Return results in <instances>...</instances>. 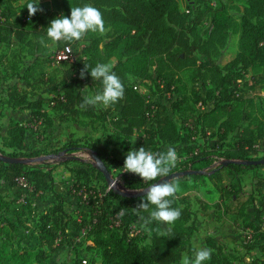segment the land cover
I'll return each mask as SVG.
<instances>
[{
    "label": "trees",
    "instance_id": "16d2710c",
    "mask_svg": "<svg viewBox=\"0 0 264 264\" xmlns=\"http://www.w3.org/2000/svg\"><path fill=\"white\" fill-rule=\"evenodd\" d=\"M245 1L239 50L224 66L215 57L219 58L222 55L221 49L230 37V14L226 5H208V0L44 1L39 5L43 11L31 17L35 22L32 33L39 40L26 42L31 49V56L35 58L32 68L37 65V56L46 49L40 42L41 38L50 41L47 38V28L53 19L61 15L70 18L72 6L82 7L88 4L99 9L106 27L110 29L106 34L110 40L104 44V48H100L101 36L88 33L85 38L90 40L89 44L85 45L84 53L79 56L76 54L74 43L58 42L52 54L54 63L68 62L71 66L63 78V93L54 94L51 103L72 118L81 115L85 118H95L102 123L109 120L111 131L101 136L105 143L121 151L145 147L146 150L157 153L165 152V146H184V154L169 175L183 171L198 172L176 180L192 181L204 178L215 185L218 184L219 203L215 207L222 210V214L233 216L235 221L237 218L245 220L247 204L246 201L241 202L243 196L241 178L247 172L264 169V164L224 165L223 162L257 161L264 157H251L252 143L248 138L241 136L233 142L231 148L224 145H219L218 149L209 148L207 145L209 143L204 140L213 136L211 133L213 127L202 122L206 115L218 120V142L222 144L230 133L235 131V135L238 134L242 104L239 84L251 68L264 64V0ZM29 2L30 0H27V4ZM0 11V41H7L12 35L19 40H25L26 35L31 33L26 28V19L12 4ZM208 12L211 15V26L206 40L203 41L198 27ZM66 46L72 48L75 57L73 61H57L53 58L56 51L65 49ZM197 53L206 55L208 60L199 63ZM112 58L115 59L112 71L121 79L125 88L124 99L106 108L100 115H96V107L79 108L86 96L85 86H89L95 93H101L103 90L102 83L94 81L90 72L81 79L80 73L85 64L91 68L97 63L106 64ZM188 67L198 68L199 78L194 83L197 90L195 101L202 102L204 109L198 104L201 114L191 123H187V131L181 134L168 110L176 111L186 101L185 96L180 97L178 73ZM23 71L18 72L17 76L29 84V74L26 69ZM74 71L78 73L75 78ZM131 76L136 77L138 82L131 81ZM71 78L73 80H70ZM146 81L155 83L160 95L166 96L167 101L164 98L149 101L137 84ZM257 81L260 80H255V83H258ZM32 94L22 88L18 81L7 86L3 104L28 109L31 113L26 124L16 121L8 123L5 136L1 139L0 155L10 158L43 156L44 153L41 152L44 151L25 152L27 131L32 127L30 125L41 120L47 113L42 98L36 96L30 98L29 95ZM136 133H140V137L131 144ZM198 137L202 138V147H187ZM3 148L9 151L6 153ZM76 151L96 154L110 173L112 166L122 167L121 163L97 146L95 139L88 141L82 138L78 141L69 139L53 152L61 154L60 158H64L63 154ZM216 160L217 165L212 166ZM69 163L76 165L71 171L75 177L72 188L80 204L88 208L86 212L74 211L68 214L64 209L65 198L54 191L51 173L57 167ZM0 167L14 172L13 176L30 178L33 192L38 197L49 193L54 201L46 211L37 216L36 245L10 246L4 240L9 236V232L17 233L20 225L18 219L3 215L8 203L0 196V222L4 221L10 230L5 231L4 239H1L3 229L0 224V264H47L52 252L72 242L67 233L68 227L82 232L86 241L91 243V246L86 248L93 252L94 260L89 261L91 264H181L183 255L194 258L192 238L198 229L193 223L187 224L192 212L189 210V200L185 196L180 197L179 201H173L172 204V207L181 211L180 218L172 225V238L161 236L157 230L160 226L156 222L149 225L147 231L143 227L145 233L143 236L139 230H133L117 216L121 208L126 211L131 202L141 201L143 196L129 199L111 191L118 207L108 211L103 207L105 195L92 186L90 182L92 176L89 172L99 180L105 182V179L90 162L79 158L49 167L45 161L34 165H9L0 161ZM160 179L150 181L145 186ZM262 184V180L254 183L258 193L261 192ZM129 188L138 189L141 185L131 184ZM251 201H254L252 197L249 202ZM178 204L182 205V208H179ZM260 212L258 215L260 225L256 231L247 233L245 239L248 241L257 231L260 232L257 236L264 235L263 209ZM26 215L30 217L34 215L29 206ZM141 215L147 217L149 213L142 212ZM205 243L212 251V255L204 264H234L232 254L214 238L207 237ZM257 247L261 256L250 264H264V241ZM72 264L80 262L74 259Z\"/></svg>",
    "mask_w": 264,
    "mask_h": 264
},
{
    "label": "rangeland",
    "instance_id": "374dc122",
    "mask_svg": "<svg viewBox=\"0 0 264 264\" xmlns=\"http://www.w3.org/2000/svg\"><path fill=\"white\" fill-rule=\"evenodd\" d=\"M44 1L48 0H40V3ZM9 4H12L14 8L17 9L18 13L26 19V28L30 30L31 33L27 34L26 39L23 41L17 39L15 35H12L7 41H0V115L3 110L1 108H4L3 100L6 96L7 86L18 81L22 88L33 93L32 96L29 95L30 98L34 96L42 98L44 101V106L47 109V113L41 120H38L37 122L30 125L32 127L30 128L29 135L31 137L33 136L32 138L35 140L46 142L47 148L43 149L44 152H40L44 153L42 154V157H47V159L44 161L48 163L49 167H52L57 163L67 162L59 157L61 154H54L53 151L62 146L66 141H68V139L77 141L81 138L85 139L86 141L95 139L97 143H100V147H103L108 156L121 163L120 165L122 167L112 166L111 170V175L115 180H117V184L121 188L128 190H146L150 185H145L150 181L144 182L141 177L136 174L125 172L126 170L123 168L126 154L130 150L121 151L119 148L110 146L104 142L101 135L111 131L110 124L108 122L109 120H106L105 123H102L95 118H85L81 115L72 118L70 115H67L68 113L62 112L57 105H53L51 103L54 94H58L60 92L63 93V78L65 77V74L70 68L71 64L68 62L54 63L52 54L53 50L58 46V43L53 44L51 41H45L48 46L42 44L46 49H44L43 52L37 56V65H35L36 67L34 66L32 68L33 64L35 63V58L34 56H31V49H29L30 47L26 44V42L28 40H39L32 33L35 22L29 17V12L26 8L27 0H0V10H2V8L6 9ZM207 4H216L217 6L226 5L230 14V37L226 45L221 49L222 55L219 58L215 57V59L219 61L222 66H224L238 53L239 38L242 30V15L246 6V1L208 0ZM210 18L211 15L208 12L204 15L203 19L199 23L198 28L202 34L203 41L206 40L209 34L208 32L211 26ZM106 34L101 35L99 33H94L95 36H101L102 38V41H100L99 44L100 48H104V44L110 40L109 36ZM89 41V39L84 38L82 41L74 43L76 54L78 56L84 53L83 49L86 44H89ZM197 56L199 63H204L208 60L207 56L204 54L197 53ZM114 61L115 59L112 58L106 64L111 65L112 68ZM24 69H26L27 73L29 74V84L17 76L18 72H21ZM197 71L198 68L196 67H188L178 73V78L180 77V81L178 83L181 92L180 97L185 96L186 101L176 111H172L170 109L168 110L171 113L170 116L176 123L181 134L187 131V123H191L201 114L200 108L198 107L199 103L195 101V91L197 90L194 83L197 78H199ZM77 76L78 73L74 71L73 78ZM73 78L70 80H73ZM130 79L131 81L138 80L133 76H131ZM255 80L260 81L255 83ZM200 81H202V79H200ZM137 84L139 89L147 95L149 101H156L162 98L166 99L167 101L168 98L166 96L163 97L160 95L161 93L155 83L146 81ZM59 87H61L60 90ZM73 87H75V84ZM239 88L242 91V96L240 99L242 102L240 105L241 115L238 124L239 133L235 135L234 131L227 136L225 141H223V144L218 142V120L213 118V116L210 117L206 115L207 117L205 116L202 118V122L213 127V131L211 130L213 136L204 141L209 143L207 145L211 149H218L219 145H224L231 148L233 147V142L236 141L237 138H240V136L244 138L246 137L252 143L253 150L251 151L250 156L262 158L264 157V64L255 68H251L246 77L240 82ZM84 89L86 91V96L98 94L95 93L94 90L89 86H85ZM104 110H106V108L102 106L96 107V115H100L104 112ZM4 126V123L0 124V138H2V135L4 134ZM139 137L140 133H136L131 140V144L135 143ZM201 139V137H198V139L195 138L192 144H189L190 146L187 147H202L201 145L203 142ZM168 147H172L176 150L178 154V160L181 159L185 152L183 151L184 146L181 145L165 146V150H167ZM53 156H55L56 159H51ZM63 156H74L93 164L89 154L84 151L65 153ZM34 158L36 157L18 159ZM217 163L218 160H216L212 166L217 165ZM64 165L56 168L54 172L58 174L59 184L62 187L61 191L67 192L68 195L65 198V206L68 208L78 205L83 206L78 201L72 188L75 177L71 171L76 165H73L72 163H69L65 166ZM13 173L14 172L11 170L5 169V167H0V195H2V199L8 203V207L3 215H9V217L14 220L18 219V224L20 225L17 233L16 231L9 232V236H7L4 241L10 246H33L36 245L35 226L38 223V212H34L32 217L26 214L28 212V206L34 211L32 204L38 196L34 192H22L13 181ZM89 175L92 176L90 181L92 186L105 195L103 198V207H105L108 211L116 209L118 207V203L113 198L111 190L109 189L106 182L95 178L93 173L89 172ZM258 180L263 181L260 193H258L254 188V183H256ZM198 181H201V184L197 186L193 192L187 191L184 195L189 200V210L192 212V216L189 217L187 224L193 223V225H196L197 227L199 226L200 229L199 230L197 228L198 230L193 237L192 246L194 247L195 252L200 248H207L205 243V239L207 237L214 238V236H216L218 238L215 239L216 242L220 245H223L226 251L232 254L234 258V264H250L251 262L258 260V258L261 256V253L258 250L257 245L264 241V235L260 237L257 236V234L260 233L257 231L254 236L252 235L251 240L249 241L245 239V236L247 233L256 231L260 225L258 215H260L261 209L264 211V169L259 168L253 170L252 172H247L241 178V186L243 189L241 202L246 201L245 204H247V219L245 220H243V218H237L235 221L233 216L224 215L221 212L222 210L215 207L219 203L218 184H214L215 186L212 190L211 184L213 182H210L204 178L198 179ZM131 184L141 185V188H129V185ZM184 196L182 192L178 191L174 201H179L180 197L185 198ZM250 197H252V200L254 201L249 202ZM39 199H41V197ZM44 201V203L47 205L54 202L51 194H47V197L44 198ZM46 201L49 203H46ZM139 203L140 201L131 202L125 211V215L119 217L133 230H139L144 236L145 233L143 231L142 221L135 210ZM83 207L84 209L88 210L87 207ZM178 207L182 208V205L178 204ZM262 215L264 216V212ZM0 224L2 225L3 229L1 239H4L5 231L10 230L4 221L0 222ZM166 227V225L163 226V228ZM163 228H161V230H163ZM78 238V234L75 233L72 237L71 245L75 248L76 246H81L83 250L85 243L84 241L80 242ZM83 259L92 261L94 260V256L92 254H84ZM83 259H78L77 261L80 262Z\"/></svg>",
    "mask_w": 264,
    "mask_h": 264
},
{
    "label": "clouds",
    "instance_id": "9594fccd",
    "mask_svg": "<svg viewBox=\"0 0 264 264\" xmlns=\"http://www.w3.org/2000/svg\"><path fill=\"white\" fill-rule=\"evenodd\" d=\"M40 0H30L26 8L29 12V17H34L43 9L39 7ZM110 29L106 27L101 11L91 5L82 7H71L70 18L61 15L50 22L47 28V38L53 44L65 42L73 44L82 41L88 33H99L104 35ZM41 44L48 46L41 38ZM90 75L94 81H100L103 85L101 93L88 95L83 98V102L78 106L81 109L88 107H104L109 108L121 100L125 96V88L121 79L112 71L111 65L97 63L95 67H89L85 64L84 69L80 73L81 79H84L86 73ZM178 161V154L172 147H168L165 152L153 153L140 147L138 150L133 148L126 154L124 169L125 172L136 174L142 178L144 182L156 181L159 178H164L169 175ZM116 182L112 181L110 190L116 186ZM179 190L178 185L174 180L162 181L159 183H151L144 190V195L137 205L135 210L140 216L142 226L145 230H149L148 226L156 222L159 226H167L161 230V236L172 238V225L180 218L181 211L178 208L172 207L173 201ZM142 212H148L149 215L144 217ZM125 215V209L121 208L117 216ZM212 251L208 248H200L196 250L194 258L184 255L181 264H204L210 260Z\"/></svg>",
    "mask_w": 264,
    "mask_h": 264
},
{
    "label": "crops",
    "instance_id": "0c3cea01",
    "mask_svg": "<svg viewBox=\"0 0 264 264\" xmlns=\"http://www.w3.org/2000/svg\"><path fill=\"white\" fill-rule=\"evenodd\" d=\"M2 113L0 115V124H5L4 126V134L2 135V138L5 136L6 133V128L7 125L10 121H16L19 122L21 124H26V122L29 120L30 117V113L31 111L28 109H19V108H13V107H9L8 105L4 104V108H1ZM29 131L30 129L27 131V137H26V149L25 152L30 153L33 151H44L43 149L47 148L46 146V142L45 141H39V140H35L34 138H32L29 135ZM30 136V137H29ZM0 138V147L1 146V139ZM69 140V139H68ZM67 142V141H66ZM65 142V143H66ZM64 143V144H65ZM63 144V145H64ZM62 145V146H63ZM60 146V147H62ZM97 146L99 148H101L102 150L103 147H100V143H97ZM58 147V148H60ZM4 151L8 152V149L3 148ZM58 168V167H57ZM54 172V171H53ZM51 173L52 178H53V183H54V191L58 194H61L64 198H66L67 192H62V187L59 184V178H58V174ZM65 174V173H64ZM174 181L176 182V184L179 187V192H182L183 196L186 194L187 191H192L201 184V181L197 180H176L174 179ZM1 183V181H0ZM214 188V184H211V189L213 190ZM1 194V193H0ZM49 194V193H48ZM207 194V192H206ZM2 196V195H0ZM47 197V193L43 194L41 196V199H39L40 197H37V199H35L34 203L32 204V207H34V211L33 212H38V216L46 211L48 209V207L52 204H45L44 202V198ZM66 200V199H65ZM46 203H49L48 201H46ZM66 204V203H65ZM46 205V207H45ZM45 208V209H44ZM65 211L68 214H72L74 211H83L86 212L87 210L84 209L83 206H71V207H66L64 206ZM162 227L160 226V229ZM199 229V226L197 227ZM200 230V229H199ZM67 233L69 238L72 240L73 235L76 233L78 234L79 238L78 240L80 242L84 241V246H83V250L81 248V246H76L73 247L71 244H64L61 248L55 250L54 252L51 253V258L50 260H48L47 264H72L74 259H83L84 258V254L87 255H93L92 251H88L86 248L91 246V243L89 241H86V239L84 238V234L82 232H78L76 230H74L72 227H68L67 229ZM214 239H218L216 236H214ZM192 242H193V238H192Z\"/></svg>",
    "mask_w": 264,
    "mask_h": 264
},
{
    "label": "water",
    "instance_id": "95a60500",
    "mask_svg": "<svg viewBox=\"0 0 264 264\" xmlns=\"http://www.w3.org/2000/svg\"><path fill=\"white\" fill-rule=\"evenodd\" d=\"M59 157H61V155H59ZM89 157L93 161V167L103 175L105 182L110 189V184L112 183V181H115V179L113 178V176L107 170L104 163L100 160V158L96 154L90 153ZM46 159H47V157H41L38 159H36V158H34V159H18V158H10L7 156L0 155V161H2L3 163L9 164V165H13V164L31 165V164L40 163ZM51 159L54 160V159H56V157L53 156ZM61 159H63L64 161H69V160H76L79 158L74 157V156H67V157H64ZM229 163H236V164H241V165H245V166L246 165H262V164H264V159H259L257 161H242V162L224 161L223 162L224 165L229 164ZM197 173L198 172H196V171L175 172V173L168 175L167 177L160 179L157 183L162 182V181H167V180L178 179V178H181L184 176L195 175ZM112 191L114 193H116L117 195L123 197V198H129V199L140 198L144 195V190L139 191V190H128L125 188H121L117 184V182H116V186L112 189Z\"/></svg>",
    "mask_w": 264,
    "mask_h": 264
},
{
    "label": "built area",
    "instance_id": "2783aa9c",
    "mask_svg": "<svg viewBox=\"0 0 264 264\" xmlns=\"http://www.w3.org/2000/svg\"><path fill=\"white\" fill-rule=\"evenodd\" d=\"M53 58H56L57 61L60 60L73 61L75 59L72 48L70 46H66L65 49L56 51L53 55ZM168 95H170V93H168ZM199 105L201 106L202 109H204V104L202 102H200ZM13 181L22 192L33 193L32 180L30 178H26L23 176H13ZM80 264H91V263L83 259L80 261Z\"/></svg>",
    "mask_w": 264,
    "mask_h": 264
}]
</instances>
